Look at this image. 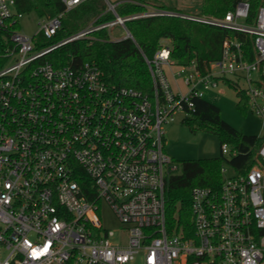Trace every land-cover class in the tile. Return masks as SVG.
Masks as SVG:
<instances>
[{"label":"built area","instance_id":"built-area-1","mask_svg":"<svg viewBox=\"0 0 264 264\" xmlns=\"http://www.w3.org/2000/svg\"><path fill=\"white\" fill-rule=\"evenodd\" d=\"M61 1L63 12L39 19L34 36L44 45L19 32L24 14L14 0H0V264H264V144L246 171L224 176L221 166L218 188L194 187L191 230L176 231L165 192L177 167L162 130L223 78L243 85L250 112L264 123V6L251 22L247 1L223 19H199L251 37V60L244 41L227 38L202 73L193 62L177 65L161 43L151 58L142 55L152 85L144 93L108 85L92 63L47 61L61 45L111 25L51 43L64 15L86 0ZM104 1L111 22L133 40L117 4ZM167 72L184 91L171 87ZM220 154L230 161L238 152L222 144ZM101 203L122 226L117 237L101 225Z\"/></svg>","mask_w":264,"mask_h":264},{"label":"trees","instance_id":"trees-1","mask_svg":"<svg viewBox=\"0 0 264 264\" xmlns=\"http://www.w3.org/2000/svg\"><path fill=\"white\" fill-rule=\"evenodd\" d=\"M241 1H247L250 6L247 22H251L257 10L264 6V0H199L198 10L190 14L158 0H124L117 3L115 12L125 19V28L133 40L111 41L106 29L101 28L90 31L84 38L61 45L48 53L46 58L55 67L92 63L101 71L108 85L150 93L151 79L142 55L151 58L162 41L168 42L170 57L177 65L186 66L193 62L202 73L219 59L222 43L227 38L244 41L243 47L249 52L248 59L251 60V37L199 20L223 19ZM14 3L18 13H35L39 19L52 18L64 11L61 0H14ZM146 6L173 14L141 16L147 12ZM113 19L104 0H86L64 15L60 30L50 42L66 39L90 25L98 26ZM222 82L234 90L236 108H248V99L240 85L229 78H223ZM260 85L264 89V77H261ZM192 104L193 109L181 120L184 126L193 133L201 130L216 135L220 147L222 144L233 146L238 154L226 163L237 172H244L255 163L256 152L264 144V136H247L237 132L221 119L216 106L202 98L193 99ZM222 159L220 154L213 159L184 161L180 174L168 179L166 220L176 231L182 225L191 230V190L194 187L216 189L221 184Z\"/></svg>","mask_w":264,"mask_h":264},{"label":"rangeland","instance_id":"rangeland-1","mask_svg":"<svg viewBox=\"0 0 264 264\" xmlns=\"http://www.w3.org/2000/svg\"><path fill=\"white\" fill-rule=\"evenodd\" d=\"M111 4H117L124 0H107ZM129 1V0H128ZM164 5L175 7L187 13H195L199 7V0H158ZM146 11H152L154 7L146 6ZM39 18L35 13L23 15L19 20V32L34 38V42L45 44L47 41L39 40L34 36L38 29ZM106 31L108 37L112 40H122L126 36L124 28L110 22ZM167 44V41H162ZM168 74V80L175 91H184L179 79L173 80ZM242 87L243 85L240 84ZM202 99L213 104L220 110L221 119L237 132L247 136H264V123L259 117L250 112L249 108L239 110L236 108L237 98L234 90L223 82L217 87L202 90ZM184 114L181 111H175L168 122L162 125L164 132V151L169 155L177 167L175 175L180 174L182 162L187 160L213 159L220 156V143L216 135L197 130L191 132L181 123ZM222 166L225 169L224 176L234 174L233 169L227 165L226 160L222 159ZM221 175V178L224 177ZM98 216L104 229L109 230L117 237L120 234L121 224L114 216L110 207L104 203L99 205ZM132 264H143L140 259H136Z\"/></svg>","mask_w":264,"mask_h":264},{"label":"water","instance_id":"water-1","mask_svg":"<svg viewBox=\"0 0 264 264\" xmlns=\"http://www.w3.org/2000/svg\"><path fill=\"white\" fill-rule=\"evenodd\" d=\"M124 39H126V38H124Z\"/></svg>","mask_w":264,"mask_h":264},{"label":"crops","instance_id":"crops-1","mask_svg":"<svg viewBox=\"0 0 264 264\" xmlns=\"http://www.w3.org/2000/svg\"><path fill=\"white\" fill-rule=\"evenodd\" d=\"M172 78V77H171Z\"/></svg>","mask_w":264,"mask_h":264}]
</instances>
